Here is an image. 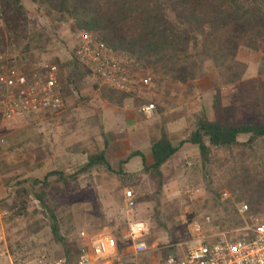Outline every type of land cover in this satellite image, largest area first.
I'll use <instances>...</instances> for the list:
<instances>
[{
  "label": "rangeland",
  "instance_id": "obj_1",
  "mask_svg": "<svg viewBox=\"0 0 264 264\" xmlns=\"http://www.w3.org/2000/svg\"><path fill=\"white\" fill-rule=\"evenodd\" d=\"M21 2L33 24L52 26L50 42L28 59L32 61L29 71L40 72L56 59L68 63L81 44V35L71 32V23L55 24L54 12L40 10L29 0ZM4 56L11 63L17 53ZM238 60L247 65L246 75L241 83L222 87L223 118L231 124H264V47L261 52L241 49ZM13 65L24 68L19 63ZM135 73L139 75L137 81L150 78L151 83L139 86L123 107L105 101L95 89L98 80L88 77L79 92L64 99L60 112L23 115L1 124L0 135L5 142L0 145V264L14 260L32 263L41 255L67 258V247L53 241L49 221L38 202L31 200L23 211L19 205L12 206L13 189L7 186V180H42L53 171L75 176L74 172L91 154L102 151L114 171L122 174L95 170L73 182L58 184L52 192L58 200L57 214L68 245L75 243L81 249L79 232L85 230L93 237L105 238L109 248L125 258L122 264H160L167 256H182L196 245L192 230L195 222L209 243L222 234H245V223L253 216L241 218L238 209L246 203H237L228 187L227 169L233 163L214 164L206 174L198 147L185 145L163 167L164 185L160 189L159 181L144 172L141 158L128 159L132 152L139 151L147 167L152 165L151 140L165 120L173 143L191 134L202 109L214 120L213 97L219 85L214 66L208 64L206 76L188 85L166 82L159 86L152 72ZM147 102L156 106L149 119L139 112ZM217 159L232 162L228 153H218ZM127 189L136 196V218L151 226L150 251L137 257L129 256L122 240L126 230L123 196ZM224 194L228 199L223 200ZM241 221L244 225L237 226ZM79 252L75 251L71 258H77Z\"/></svg>",
  "mask_w": 264,
  "mask_h": 264
},
{
  "label": "trees",
  "instance_id": "obj_2",
  "mask_svg": "<svg viewBox=\"0 0 264 264\" xmlns=\"http://www.w3.org/2000/svg\"><path fill=\"white\" fill-rule=\"evenodd\" d=\"M29 1L40 10L54 12L55 24L71 23L72 33L92 35L117 59L133 61L134 72H152L153 81L159 86L166 82L188 85L204 78L207 65L212 64L219 83L213 97L214 120H210L202 109L196 116L191 134L178 143L171 141L165 120L151 140L152 165L147 167L146 158L139 151L132 152L128 159L141 158L144 172L157 179L162 189L163 167L185 145L197 146L206 174L214 164L228 166L233 163L227 169L228 187L237 203L245 202L249 206L247 216L264 212V124H231L224 120L221 96L222 87L237 85L246 75L247 65L238 60L240 50L261 52L264 47V0ZM0 6L4 16V26L0 29V56L17 53L10 64L19 63L30 76L32 61L28 59L33 58L35 50H43L50 42L52 26L33 24L21 0H0ZM53 65L66 73L62 75L61 70L59 73L63 99L79 92L84 81L94 77L80 62L78 48L74 49L68 63L56 59ZM98 84L101 87L96 85L95 89L101 97L118 107H123L136 92L121 93L99 81ZM2 94L0 85V99ZM158 113H161L160 108ZM218 153H228L232 162L217 159ZM95 170L122 174L114 171L102 151L91 154L74 172L75 176L53 171L42 180L21 177L7 180V186L13 189L12 206L19 205L23 211L31 200L38 202L49 221L53 241L67 247L68 259L80 248L75 243L68 245L62 234L58 200L52 192L58 184L73 182L78 176ZM239 223L237 226L244 225L242 221ZM147 241L151 244V239ZM12 254L15 257L13 251Z\"/></svg>",
  "mask_w": 264,
  "mask_h": 264
},
{
  "label": "built area",
  "instance_id": "obj_3",
  "mask_svg": "<svg viewBox=\"0 0 264 264\" xmlns=\"http://www.w3.org/2000/svg\"><path fill=\"white\" fill-rule=\"evenodd\" d=\"M3 26L4 16L0 6V29ZM81 38L78 58L102 85L129 94L139 86L150 84V78L136 80L139 75L133 71V61L128 58L117 59L104 43L95 41L92 35H82ZM59 73L58 65H47L40 72H31L28 76L19 67L11 65L4 55L0 56V85L3 87L0 99V133L3 122L23 115L37 116L63 110ZM155 111L154 103L139 110L147 119L153 117ZM4 142L0 135V145ZM228 197L224 194L223 200ZM123 199L126 230L122 234V240L129 250V256L137 257L150 251L147 240L151 226L148 221L136 218L137 200L132 190H125ZM249 211L247 204L238 209L243 219ZM192 230L197 237L196 245L182 256H167L160 264H264V212L245 223L243 236L231 238L222 234L220 239L209 243L203 237V230L197 222L193 223ZM79 240L83 246L75 259H53L41 255L32 263L24 264H122L125 259L112 251L103 237L96 238L82 230L79 232Z\"/></svg>",
  "mask_w": 264,
  "mask_h": 264
},
{
  "label": "crops",
  "instance_id": "obj_4",
  "mask_svg": "<svg viewBox=\"0 0 264 264\" xmlns=\"http://www.w3.org/2000/svg\"><path fill=\"white\" fill-rule=\"evenodd\" d=\"M63 100H64V99H63ZM124 210H125V208H124V204H123V210H122V211H123V212H122L123 215H124ZM203 237H204V238H207V237L204 235V233H203ZM237 237H238V236H237ZM231 238H232V237H231ZM207 241H208V239H207ZM11 263H12V262H10V264H11ZM12 264H14V263H12ZM22 264H24V263H22Z\"/></svg>",
  "mask_w": 264,
  "mask_h": 264
}]
</instances>
